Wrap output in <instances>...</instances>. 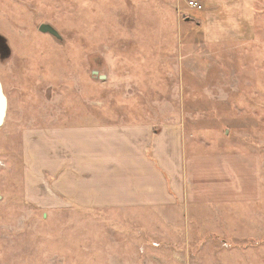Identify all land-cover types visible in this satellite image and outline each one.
<instances>
[{
    "label": "rangeland",
    "instance_id": "1",
    "mask_svg": "<svg viewBox=\"0 0 264 264\" xmlns=\"http://www.w3.org/2000/svg\"><path fill=\"white\" fill-rule=\"evenodd\" d=\"M188 1L0 0V264H264V0H196L200 9ZM101 58L106 78L96 81ZM91 112L95 123L179 122L182 158L219 161L184 169L180 204L26 203L27 150L37 158L28 136L78 126L84 150ZM56 128L44 137L61 162L71 153ZM247 158L253 181L242 175ZM225 166L237 172L238 201L223 200L232 192L220 180ZM209 169L213 178L200 179Z\"/></svg>",
    "mask_w": 264,
    "mask_h": 264
},
{
    "label": "crops",
    "instance_id": "2",
    "mask_svg": "<svg viewBox=\"0 0 264 264\" xmlns=\"http://www.w3.org/2000/svg\"><path fill=\"white\" fill-rule=\"evenodd\" d=\"M195 24L200 25L196 20ZM132 41L145 42L137 38ZM88 116L90 118L89 125L85 127L84 150L76 147V135L82 128L52 126L57 127L54 131L55 134L58 132L59 147L71 153L68 158L63 156L67 158L65 161H55L56 151L51 141L44 137V133L46 135L52 127L36 129L34 134L28 132V139L34 138L36 141L35 146L31 147H35L37 158L35 163H32L29 158L31 151L27 150V163L24 164L26 167L23 174L26 203L32 202L36 207L41 205V208H45L46 200L51 197L49 202L53 208L60 207L62 202L75 203L88 209L113 208L122 206L121 204L148 207L180 204L186 193L183 182L184 169L187 166L189 169L193 168L198 163H201L200 168L204 169L203 164L213 165L219 161L214 159L216 155L209 157L191 154L182 158L180 150L183 149L185 138L179 122L170 121L159 129H154L152 121L148 120L143 124V121L134 115L132 118L124 116L128 119L112 121L111 124L101 122L106 118L95 123L92 112L88 113ZM158 143L171 146L158 150ZM173 145L176 147L177 157ZM224 164L231 162L224 160ZM252 168L253 163L247 158L244 172H241L246 181H253ZM223 172L224 179H220L218 175L217 177L225 182L224 187L229 183L232 185L229 199L223 200L238 201L242 193L236 192L235 181H230L232 173L237 172L233 168L229 170V166H225ZM210 173L211 169L199 171V178H208ZM220 175H223L222 172ZM193 178V174H190L189 179ZM39 186L41 191H35ZM190 187L191 181L187 188ZM0 236H4L0 239L6 237L2 233Z\"/></svg>",
    "mask_w": 264,
    "mask_h": 264
},
{
    "label": "water",
    "instance_id": "3",
    "mask_svg": "<svg viewBox=\"0 0 264 264\" xmlns=\"http://www.w3.org/2000/svg\"><path fill=\"white\" fill-rule=\"evenodd\" d=\"M185 20L189 21L188 18H186ZM38 30H40L41 33L49 34L50 36L53 37V39L55 38L59 42H62V36L59 34V32L56 30V28H54L52 25H50L48 23H42L39 25ZM7 59H6V61H7ZM100 60H101L102 64H100V66L96 65L95 66L96 68H94L91 71L93 74V78L96 79V81L102 80L105 78V74H99V70L102 69L104 72H106V68H107V65L105 64L104 60L102 58ZM0 102H1L0 115L2 114V118L0 117V125H2L4 116H5V112H6V97L3 94L2 85H0Z\"/></svg>",
    "mask_w": 264,
    "mask_h": 264
},
{
    "label": "built area",
    "instance_id": "4",
    "mask_svg": "<svg viewBox=\"0 0 264 264\" xmlns=\"http://www.w3.org/2000/svg\"><path fill=\"white\" fill-rule=\"evenodd\" d=\"M188 5L194 9H200L201 5L196 0H189Z\"/></svg>",
    "mask_w": 264,
    "mask_h": 264
},
{
    "label": "trees",
    "instance_id": "5",
    "mask_svg": "<svg viewBox=\"0 0 264 264\" xmlns=\"http://www.w3.org/2000/svg\"><path fill=\"white\" fill-rule=\"evenodd\" d=\"M0 39H3V38L0 36Z\"/></svg>",
    "mask_w": 264,
    "mask_h": 264
},
{
    "label": "flooded vegetation",
    "instance_id": "6",
    "mask_svg": "<svg viewBox=\"0 0 264 264\" xmlns=\"http://www.w3.org/2000/svg\"><path fill=\"white\" fill-rule=\"evenodd\" d=\"M9 53V52H8ZM91 60H92V58H91Z\"/></svg>",
    "mask_w": 264,
    "mask_h": 264
}]
</instances>
